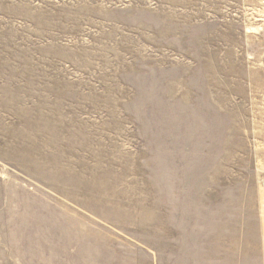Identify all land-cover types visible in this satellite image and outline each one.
Wrapping results in <instances>:
<instances>
[{
  "label": "rangeland",
  "instance_id": "1",
  "mask_svg": "<svg viewBox=\"0 0 264 264\" xmlns=\"http://www.w3.org/2000/svg\"><path fill=\"white\" fill-rule=\"evenodd\" d=\"M0 264H264V0H0Z\"/></svg>",
  "mask_w": 264,
  "mask_h": 264
}]
</instances>
